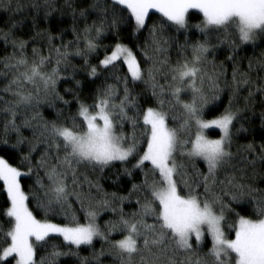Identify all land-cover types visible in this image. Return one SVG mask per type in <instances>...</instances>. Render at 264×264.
<instances>
[{
  "label": "snow or ice",
  "instance_id": "obj_1",
  "mask_svg": "<svg viewBox=\"0 0 264 264\" xmlns=\"http://www.w3.org/2000/svg\"><path fill=\"white\" fill-rule=\"evenodd\" d=\"M0 12L9 14L0 28V151L17 161L0 155V264H264V141L254 142L257 127L264 134V52L243 55L264 41V0H0ZM65 16L71 27L54 34L53 18ZM26 22L30 32L18 34ZM76 58L96 85L87 100ZM61 81L70 86L61 91ZM225 90L228 106L209 118ZM238 136L253 141L233 151ZM24 177H34L30 192ZM102 178L129 187L107 192ZM32 202L69 223L38 219Z\"/></svg>",
  "mask_w": 264,
  "mask_h": 264
},
{
  "label": "trees",
  "instance_id": "obj_2",
  "mask_svg": "<svg viewBox=\"0 0 264 264\" xmlns=\"http://www.w3.org/2000/svg\"><path fill=\"white\" fill-rule=\"evenodd\" d=\"M25 2H26V0H25ZM8 15L9 14H7V13L0 12V28H4L6 26L7 20H8ZM158 18H159V14H155V15L151 16L152 21H157ZM64 21L65 22L63 24H57L55 22V17L53 18V22L51 24V29H52L54 34H56L60 28H70L71 27L70 17L65 16ZM191 23H199V19L194 18L193 21H191ZM39 27H40V29H44L46 27V25H45V23H40ZM30 28H31L30 23L26 22L22 31L18 30V34L27 36V34L30 32ZM165 32L169 36L174 34V30H169L167 28L165 29ZM189 35L191 36V33H189ZM198 36H199V34L197 33V37ZM121 38L123 39V41L125 43L130 44L129 32L127 30L122 31ZM64 39L65 40H71V39H73V36L71 35L70 32H65L64 33ZM180 39L182 42L183 37L181 36ZM105 42L111 43L112 38L110 37ZM35 46L41 48L45 53L47 52V45H46L45 40L38 39L35 42ZM225 51L226 50L222 49L217 53V60H216L217 64H219L225 60ZM261 52H264V41H258L256 46L245 45L243 55L246 57H254V56L259 57V54ZM3 54H4V48L0 47V55H3ZM102 55H103V50L101 49V52L99 53V57L102 58ZM91 62L93 64H95L97 62V59L93 58ZM72 63L74 65H76L77 78L84 81V83H85V87H84L83 92H82V99L87 100L89 95H90L91 90L96 85L92 84L91 82L88 81L86 73L82 70L83 69L82 61L79 58L74 59L72 61ZM230 72H231V69L229 68V74H230ZM68 86H70V85L66 84L64 81H61V91L64 87H68ZM221 86H223V85H221ZM141 90H142V86H141V88H137V91H141ZM242 95H246V93H243ZM229 96H230L229 92L227 90H225V92L222 93L220 100L216 104L211 106V109L209 110L210 111L209 118H213L214 116L219 115V113L222 112L224 110V108H226L228 106ZM234 103H236L237 106H239V107L243 106L242 99H240L238 101H234ZM212 109H215V111H212ZM71 110L73 112H75V107L73 106ZM259 110H260V105L257 102V104H256L257 113L259 112ZM43 111H44V115L46 118H48V119L52 118L50 115V113L52 112L51 109L45 108ZM245 115L251 116V113H245ZM253 119L256 120V124L258 125V123H259L258 118H253ZM246 126H247V124H246ZM124 131L126 133L130 134V132H131L130 126L125 125ZM211 132H212V138H218L217 137L218 130H211ZM252 141H253V137H247V138H245L243 136L236 137L234 139V143H233V151H235L236 148L240 147L241 145L246 144L248 142H252ZM262 141H264V134H262L261 130L257 127L256 128V134L254 137V142L257 145H259ZM0 155H4L6 158H8L10 163H13V164L17 163L15 156L9 152L0 151ZM197 166L202 172L206 171V168L202 163H199ZM113 173H114V170H106L104 176L110 177V176H113ZM21 183L25 187V189L29 192L35 188L34 177H24V178H22ZM100 183L104 187L105 191H107V192L117 191L120 194H125V189H127V187H129L126 180L123 178L121 179L119 186L113 184L111 182V180L107 179V178H102ZM262 187H264V185H262ZM5 202H6V193H4V191L2 189H0V209H2L4 207ZM29 206H30V208H32L34 215H36L38 219H48L52 223H60V224L69 223V221L65 220L63 215H61V214H50L49 216L45 217L43 212L36 208L35 202L30 203ZM73 209L75 210L76 215L80 218L81 222H84L83 221V215L84 214H83V212L80 211L79 205L74 204ZM130 210H131V208L126 205L125 211H130ZM69 211L71 212V210H69ZM110 218H111V213L105 212L100 216L99 222L101 223V225H103L104 221L107 219H110ZM149 222H151V221H149ZM6 227H7V225L4 222V218L2 216H0V228H6ZM53 242L58 244V245H61V250L67 251V247L62 245V238H56ZM94 243H95V250L98 251L101 247V242L99 240H97ZM50 250H51L50 246L48 249L38 248L37 259H39L41 257H46ZM91 253H92L91 249L83 248L80 251V256L81 257H91ZM58 264H78V259H77V257H61V258H59ZM105 264H109L108 258H105Z\"/></svg>",
  "mask_w": 264,
  "mask_h": 264
}]
</instances>
